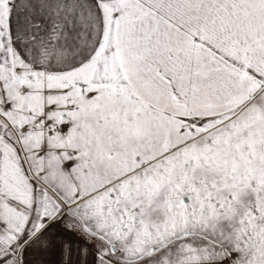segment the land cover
Listing matches in <instances>:
<instances>
[{"label":"snow or ice","instance_id":"6c2138e0","mask_svg":"<svg viewBox=\"0 0 264 264\" xmlns=\"http://www.w3.org/2000/svg\"><path fill=\"white\" fill-rule=\"evenodd\" d=\"M0 264H264V0H0Z\"/></svg>","mask_w":264,"mask_h":264}]
</instances>
